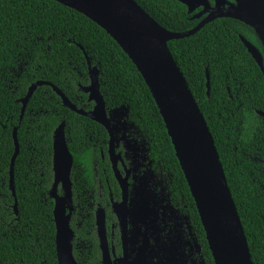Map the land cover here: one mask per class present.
I'll list each match as a JSON object with an SVG mask.
<instances>
[{
  "label": "trees",
  "instance_id": "16d2710c",
  "mask_svg": "<svg viewBox=\"0 0 264 264\" xmlns=\"http://www.w3.org/2000/svg\"><path fill=\"white\" fill-rule=\"evenodd\" d=\"M135 1L172 33L192 31L204 19H194L201 9L190 14L178 0ZM209 1L214 5V0ZM37 8L38 2L31 0H0L5 35L0 52V264H58L50 198L55 179V131L65 124L74 157L76 195L83 181L92 182V142L106 139V132L100 124L65 107L51 86L35 90L22 119L21 100L34 84L44 82L60 90L78 109L90 112L94 103L83 92L91 85L88 60L99 70L107 110L127 108L132 133L146 144L156 169L168 174L171 203L190 216L206 264H215L164 120L136 66L117 42L86 16L48 0L41 9V23ZM241 37L264 58V46L254 28L231 18L216 19L189 37L169 41L168 47L214 137L253 263L264 264V117L259 114L264 113V73ZM205 49L211 53L207 58L202 55ZM15 129L19 154L13 170L14 196ZM83 218L81 228L72 224L76 228L74 257L78 264H101L98 246L93 244L91 249L87 231H83L91 225V218L87 214Z\"/></svg>",
  "mask_w": 264,
  "mask_h": 264
},
{
  "label": "water",
  "instance_id": "95a60500",
  "mask_svg": "<svg viewBox=\"0 0 264 264\" xmlns=\"http://www.w3.org/2000/svg\"><path fill=\"white\" fill-rule=\"evenodd\" d=\"M56 1L86 16L105 30L144 78L164 120L197 206L215 264H254L214 137L168 47V42L189 37L216 19L231 18L254 28L264 46V0H214V5L209 0H178L188 8L190 14L201 9L194 15V19L204 18L195 29L186 33L167 31L135 0ZM241 40L264 73L262 53L245 38L241 37ZM88 64L91 85L84 88L83 92L95 104L92 111L78 109L56 87L38 82L30 88L26 98L21 100V119L35 90L48 85L61 97L65 107L110 130L106 103L100 90L99 70L92 67L89 60ZM207 86L209 90V76ZM259 114L264 117V113ZM14 138L16 153L11 166V188L15 196L13 170L19 154L17 129L14 131ZM53 151L55 183L50 196L55 200L58 264H78L74 257V233L70 228V215H66L67 209H71L72 205L70 192L74 158L67 144L64 123L55 131ZM60 183L67 193L63 198L56 196ZM15 208L17 209V204Z\"/></svg>",
  "mask_w": 264,
  "mask_h": 264
},
{
  "label": "flooded vegetation",
  "instance_id": "af4514ba",
  "mask_svg": "<svg viewBox=\"0 0 264 264\" xmlns=\"http://www.w3.org/2000/svg\"><path fill=\"white\" fill-rule=\"evenodd\" d=\"M127 113L126 107L107 110L110 130L100 124L106 139L92 142V182L83 181L78 195L71 173L72 205L66 215H70L73 246L75 229L81 228L87 214L91 225L83 231L90 248L98 246L101 264H206L195 225L184 209L171 203L168 174L156 169L146 144L132 133ZM56 196H67L62 183Z\"/></svg>",
  "mask_w": 264,
  "mask_h": 264
},
{
  "label": "snow or ice",
  "instance_id": "6c2138e0",
  "mask_svg": "<svg viewBox=\"0 0 264 264\" xmlns=\"http://www.w3.org/2000/svg\"><path fill=\"white\" fill-rule=\"evenodd\" d=\"M31 2L33 4H37V2H38L37 18H38V21L42 23L44 20V15H43L41 9H43L47 6L48 0H31ZM4 42H5L4 28H3L2 23H0V52L3 51ZM48 50L50 51L51 49L49 48ZM202 55L207 58L208 56L211 55V53H209L208 50L205 49V51L202 53ZM22 70L23 69L21 67V71ZM2 71H3V63H2V57H0V73H2ZM18 74L19 73H17V75ZM245 242L247 243V241H245Z\"/></svg>",
  "mask_w": 264,
  "mask_h": 264
},
{
  "label": "bare ground",
  "instance_id": "6f19581e",
  "mask_svg": "<svg viewBox=\"0 0 264 264\" xmlns=\"http://www.w3.org/2000/svg\"><path fill=\"white\" fill-rule=\"evenodd\" d=\"M239 19H242L241 17H238Z\"/></svg>",
  "mask_w": 264,
  "mask_h": 264
}]
</instances>
